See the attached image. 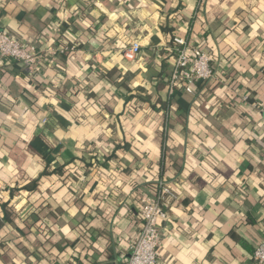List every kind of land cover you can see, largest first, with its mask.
<instances>
[{"label":"crops","instance_id":"0c3cea01","mask_svg":"<svg viewBox=\"0 0 264 264\" xmlns=\"http://www.w3.org/2000/svg\"><path fill=\"white\" fill-rule=\"evenodd\" d=\"M164 28L202 44L216 73L177 94L169 128L163 111L119 86L157 96L156 79L175 60ZM0 30L54 64L43 67V91L23 64L0 58L2 90L18 103L0 105V218L7 203L13 220L0 227V264H127L164 143L175 198L164 206L157 264H255L264 160L251 169L243 152L250 143L264 152V0H0ZM68 39L81 46L70 55ZM133 41L141 51L130 62L123 49ZM56 164L67 165L61 175L41 176ZM32 180L34 193L19 190Z\"/></svg>","mask_w":264,"mask_h":264},{"label":"built area","instance_id":"2783aa9c","mask_svg":"<svg viewBox=\"0 0 264 264\" xmlns=\"http://www.w3.org/2000/svg\"><path fill=\"white\" fill-rule=\"evenodd\" d=\"M174 68L168 87L169 94L175 89L194 94L198 83H206L216 76L212 66V58L204 49L190 46L184 39L175 38ZM73 52L74 49L64 48ZM141 51L138 42H128L123 49V56L127 61L133 62ZM0 58L21 63L32 74L44 64L54 66L47 62L46 53L39 51L36 46H27L19 40L11 38L0 30ZM264 114V100L256 105ZM156 189L142 195L140 199L141 230L137 240L131 245V254L127 264H157L158 252L161 246L160 221L166 218L165 203L175 198V194L167 183L158 179ZM255 264H264V240L255 250L253 257Z\"/></svg>","mask_w":264,"mask_h":264},{"label":"trees","instance_id":"16d2710c","mask_svg":"<svg viewBox=\"0 0 264 264\" xmlns=\"http://www.w3.org/2000/svg\"><path fill=\"white\" fill-rule=\"evenodd\" d=\"M173 31L174 30L172 28H164V32L166 34H169V35L172 34V36H171L172 38L169 42L170 44L173 43L175 40V37H173ZM67 45L69 46L68 47L69 49L73 48L74 51H75V49H80V47H81V46H79L77 48L71 47L74 45V41L71 39L68 41ZM197 47L205 49V47L202 44H197ZM37 49L39 51H41L39 48H37ZM71 53L72 52H70V50H68L66 52L67 55H70ZM210 56H211V54H210ZM49 59L50 58L46 57L45 60H47V62H52L51 61L52 59H50V60ZM55 64L58 66V64L56 62H55ZM44 66H46V65L44 64L41 68L39 67L36 71H34L32 73V77H31V79H33V81H35L37 84V86H35L36 89L37 90H43V91H44V88L41 87V84H45V82H44V80H45L44 79L45 78L44 71L45 70L43 68ZM173 68H174V66H173ZM173 68L171 69V71H167L164 69V70H162V72L159 73L158 79H156V83L154 84L155 91L157 93V96L155 98H152V96L147 95L146 91L144 89H139L136 92L137 93L136 95L131 94L132 92L128 88L127 85L123 84V82L121 84H119V86L124 87L127 90V92L129 93L130 96H129L128 100L135 99L136 104L148 103V104H150V106L153 110L158 109V110L163 111L165 113V115H167V116H165V119H164V126L167 128L170 127L169 123H170V120L172 119V114L170 112L171 107L173 106V104L177 100V94L180 91H183V89L178 88V89H175L173 94H171V95L168 94V92H167V95L164 98H162L159 95L166 88L168 89L169 84H170V78H171V75L173 72ZM113 73L114 72L108 73V76H107L108 79L111 78L110 76ZM123 81H125V80H123ZM3 82H4V76L2 78H0V105L9 109V111L18 110V106H17L18 103H16V101L14 99H12L10 96L4 94V92L2 90ZM44 86H46V85H44ZM23 96L25 97V99L28 102L27 103L28 104V106H27L28 110L33 111V112H39L40 111V107L37 104V98L34 95L30 94L27 91H23ZM165 133L166 132H163V142H165V139H166ZM163 145L164 146H162V157H161L160 171H159V179H162V180H163V174H164V168H165V163H164L165 162V143ZM128 148L129 147L127 146L126 149H128ZM260 151H261V154L259 155L258 152L260 153ZM243 159H244V161H246L248 163L249 168H251V169L255 168L258 166L257 159H259L261 161L264 160L263 149L259 150V147L257 144L250 143L248 151L243 152ZM75 166H78V164L77 165L75 164ZM85 166H87V164H85ZM66 167H67L66 164H56L51 168V170L50 169L45 170L41 176L61 175ZM156 185H157V183L155 182L153 185V188H151L150 190H155ZM38 186H39V180H34V181L32 180L28 184H26L25 186L21 187L19 190H25L29 193H34L37 190ZM1 207H2V211H3V217L0 218V227L2 226L3 223H12L13 222L12 217H11V213L8 212V210H7L8 204L7 203L2 204ZM241 241H242L241 243L243 244V246L247 248L248 246L245 244V241L243 239H241ZM6 246H7L6 243H0V250H4V248H6ZM255 250H256V248H255ZM255 250L253 251V257H254Z\"/></svg>","mask_w":264,"mask_h":264}]
</instances>
